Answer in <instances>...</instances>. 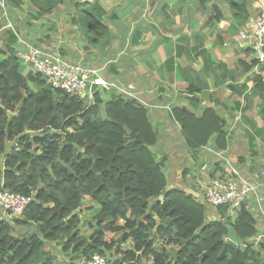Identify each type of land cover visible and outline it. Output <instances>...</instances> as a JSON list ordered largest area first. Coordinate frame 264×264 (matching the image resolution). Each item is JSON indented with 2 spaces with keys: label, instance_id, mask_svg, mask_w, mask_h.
<instances>
[{
  "label": "trees",
  "instance_id": "obj_1",
  "mask_svg": "<svg viewBox=\"0 0 264 264\" xmlns=\"http://www.w3.org/2000/svg\"><path fill=\"white\" fill-rule=\"evenodd\" d=\"M257 1L196 0L195 5L208 14L204 25L221 22L229 12L236 35L253 18ZM146 7L144 0H130L108 16L98 0H0V28L10 20L23 21L33 42L39 30L34 19L64 12L77 27L73 31L85 38L88 53L83 57L66 45L58 50L86 65L109 62L106 72H117L109 55L115 36L111 24L128 15L143 18ZM8 32L0 48V190L28 195L31 201L17 215L0 214V264H66V255L88 264L96 253L111 264H264V233L247 200L235 215L223 206L210 218L204 200L188 188L170 186L167 158L154 149L161 146L162 132L165 137L168 132L156 124L147 105L115 88L108 94L99 87L92 100L70 95L38 73L24 74L14 32ZM197 34L203 41V33ZM51 40L48 35L35 42L57 50ZM258 65L253 57L246 69ZM256 83L246 107L257 96L264 115L263 74ZM169 121L185 152L201 154L208 146L228 152L230 128L216 106L207 104L197 113L176 105L168 112ZM239 161L243 165L245 157ZM204 162L198 170L209 166ZM213 163L225 178L226 166L211 160L210 167ZM260 165L258 180L264 181V162ZM183 171L191 180L190 168ZM86 225L93 229L89 234L83 231Z\"/></svg>",
  "mask_w": 264,
  "mask_h": 264
},
{
  "label": "crops",
  "instance_id": "obj_2",
  "mask_svg": "<svg viewBox=\"0 0 264 264\" xmlns=\"http://www.w3.org/2000/svg\"><path fill=\"white\" fill-rule=\"evenodd\" d=\"M105 1L111 4L108 0ZM144 2L147 7L143 18L128 15L123 17L118 25L111 24L115 36L109 55L112 63L116 64L117 72L108 70L105 75L106 70L102 71L103 78L122 87L121 92L125 90L136 94L134 97L149 107L153 120L162 124L165 130L167 126L164 123H167L159 116L153 115L155 110L169 112L176 105H186L199 113L207 104L216 106L228 122L231 132L226 155L232 158L233 164L238 166L244 177L253 179L251 173L257 176L260 164L264 162V152L260 153L256 146L260 143L259 140L264 142V115L261 113L262 104L257 96L252 102V107H246V100L256 86V76L261 74L262 68L259 65L249 71L246 69L253 55L249 54L247 46L241 47L238 34H232L230 13L228 12L226 18L219 23L204 25L208 14L197 9L196 0H167L169 5L164 11L161 9L165 4H162L163 0ZM181 6L182 10L179 9ZM122 7L124 5L117 9ZM252 13L253 18L245 28L260 17V14L264 16V0H258L253 5ZM199 32L204 35L203 41L198 38ZM89 63L95 66L93 61ZM191 84L193 85L190 87ZM102 90L110 94L109 89ZM146 95L152 98H144ZM260 130H263V133H258ZM259 134L262 137H259ZM168 140L169 137L166 138V141ZM233 150H236V153ZM232 153L235 154L233 157ZM241 156L245 157L243 165L239 161ZM163 157L166 158V155ZM186 158L197 167L191 180L185 179L184 171L180 168L172 169L176 172L174 176H177V179L173 178V182L180 184L182 189L188 188L194 195L198 192L196 176L200 169L198 170L197 164L203 159L204 163L209 165L204 172L208 177L211 175L215 178L223 174V170L216 168L215 163L210 167L211 160L220 161L207 147L203 148L201 154L188 152ZM254 158H257L255 162ZM252 167L254 170H251ZM0 168H3V159H0ZM261 188L264 192V185ZM259 195H263L261 191ZM256 200V196L247 199L251 208L256 205ZM217 212L215 208V216ZM256 217L264 233V217L258 212ZM78 264L87 263L82 260V263Z\"/></svg>",
  "mask_w": 264,
  "mask_h": 264
},
{
  "label": "built area",
  "instance_id": "obj_3",
  "mask_svg": "<svg viewBox=\"0 0 264 264\" xmlns=\"http://www.w3.org/2000/svg\"><path fill=\"white\" fill-rule=\"evenodd\" d=\"M7 26L13 27L11 22H8ZM13 32L16 39L17 56L21 61L32 65L33 70L54 88L61 89L70 95L86 96L90 100L93 99L95 90L99 87L122 90V87L116 83L107 82L103 78L102 68H95L82 61L72 60L59 50L45 49L41 45L31 42L19 32H15V30ZM238 39L241 47L250 48L253 57L258 59L259 65H263L264 68V16L256 18L247 28L239 30ZM261 74L264 76V70L261 71ZM123 92L132 96L128 91L123 90ZM207 148L216 154L221 164L226 166L227 174L225 178H210L204 173L207 169V166L204 165L196 176L198 192L195 196L216 209L226 207L227 213L230 215H235L243 202L250 196H256L257 203L251 209L264 217V196L259 195L264 181L258 180L259 175L253 179L244 177L225 151H216L212 147ZM262 176L264 177V169ZM30 201L31 197L28 195L10 190H0V205L7 214L17 215L23 212ZM262 236L260 234L258 239ZM88 264L111 263L106 257L96 253L88 260Z\"/></svg>",
  "mask_w": 264,
  "mask_h": 264
},
{
  "label": "rangeland",
  "instance_id": "obj_4",
  "mask_svg": "<svg viewBox=\"0 0 264 264\" xmlns=\"http://www.w3.org/2000/svg\"><path fill=\"white\" fill-rule=\"evenodd\" d=\"M98 1L101 2L105 6V8L107 9V12H108V16H110L115 12V10H117V8H119L121 5H124L126 2H129L130 0H108L113 5L112 7H111V4L106 3L105 0H103V1L98 0ZM169 1L171 2V0H169ZM108 20L109 19H107V21ZM10 21H11L13 27H8L6 25V26H3L2 28H0V48L5 42L8 41L7 37L9 36L8 31L10 29L12 31L15 30V32L17 31L20 34H22L24 37H26L25 33H27V30L24 28L25 23L23 21H21L23 23V25H21L20 23L16 24L15 21L14 22L12 20H10ZM33 21L38 25V29H39L38 33L36 34V39L34 38L33 42L37 41V38H38V40L39 39H45L46 36L49 35L52 38L50 45L56 47L54 49L58 50L61 45H66L67 47L70 46L71 50L73 49V52H78L80 54H83L84 57L87 56L88 52L85 49L86 40L83 37V35L73 31V30L77 29V27H75L71 23V21L69 19V14H66L64 12L60 13L58 16H55L54 14H50V15H47L46 17H44L43 19H40V20L34 19ZM14 36H15V34H14ZM38 45H40V44H38ZM43 47H44V45H43ZM94 50H96V49L95 48L91 49V52H95ZM98 65L99 64H95V66H93V67H95V68L100 67L103 69V71H105L107 69L108 64L106 65L104 62H101L100 63L101 66H98ZM21 71L26 72V74L29 72L33 76H35L34 74H36V72L32 68V65H29L26 62H21ZM104 73H105V75L107 74V72H104ZM30 84H33V83L31 82ZM120 92H121V90H120ZM110 93H113V89L110 90ZM132 96H137V95L132 94ZM112 97H113V95L112 96L111 95L110 96L105 95V98L107 100H110ZM144 98L150 99V98H152V96L146 95V96H144ZM10 114H13V112L10 111ZM167 114H168V112L166 110H155L153 112V115L159 116L165 122H166ZM166 123H167V125L165 123H164V125L167 126L169 140L168 141L163 140V139L167 138L164 136V134H166V131H163L162 134L160 135V139H161L160 145L161 146L159 148L154 147V149H155L157 155H159L160 157H163L164 154L166 155L168 162L165 164V171L168 174L169 181H171V182H169L170 186L180 188L181 187L180 184L173 182V180H174L173 178H176L177 176H174L176 174V172H173L172 169H180V168L184 169L185 167H189L190 173H188L187 176L192 177L194 174L195 168H197V167L192 165V163H189V160L186 158L188 152H185V150L182 147V139H181V136L179 135V133L177 132V127L175 126V124L170 122V121L166 122ZM156 124L159 125L158 123H156ZM160 127L163 129V126H160ZM259 137H262V136L259 134ZM259 142L260 143L258 145H256L258 147L257 150L260 153H263L264 152V142L261 140H259ZM169 147H171V148L169 149ZM233 151H234V153H236V150H233ZM234 155L235 154L232 153V157ZM174 156H175V158L173 159ZM183 158H184V160H183ZM172 159L174 160V162L172 161ZM254 159L255 160L253 162H255L257 160V158H254ZM260 191L263 194L260 196H264V192H263L262 188ZM263 205H264V202H263ZM2 213H3V208L1 206L0 207V214H2ZM206 213L210 218H214L215 208L212 205L207 204ZM92 230L93 229H91L90 227H86V226L83 229L84 232H90ZM64 258H65L66 264L82 263V260H75L74 261L71 257H69L67 255ZM261 258L264 259V257H261Z\"/></svg>",
  "mask_w": 264,
  "mask_h": 264
},
{
  "label": "water",
  "instance_id": "obj_5",
  "mask_svg": "<svg viewBox=\"0 0 264 264\" xmlns=\"http://www.w3.org/2000/svg\"><path fill=\"white\" fill-rule=\"evenodd\" d=\"M163 198H164V194H162V195L159 196V199H163ZM4 214H5L6 217L8 216L7 213H4Z\"/></svg>",
  "mask_w": 264,
  "mask_h": 264
},
{
  "label": "clouds",
  "instance_id": "obj_6",
  "mask_svg": "<svg viewBox=\"0 0 264 264\" xmlns=\"http://www.w3.org/2000/svg\"><path fill=\"white\" fill-rule=\"evenodd\" d=\"M5 213V212H4Z\"/></svg>",
  "mask_w": 264,
  "mask_h": 264
}]
</instances>
